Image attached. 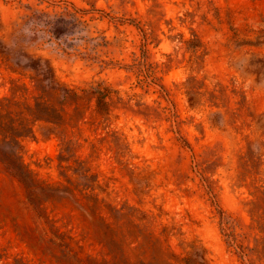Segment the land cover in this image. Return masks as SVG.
Masks as SVG:
<instances>
[{
	"label": "rangeland",
	"instance_id": "rangeland-1",
	"mask_svg": "<svg viewBox=\"0 0 264 264\" xmlns=\"http://www.w3.org/2000/svg\"><path fill=\"white\" fill-rule=\"evenodd\" d=\"M0 264H264V0H0Z\"/></svg>",
	"mask_w": 264,
	"mask_h": 264
}]
</instances>
